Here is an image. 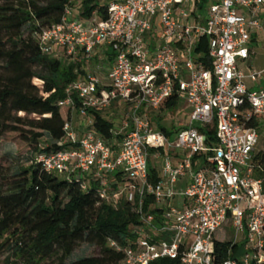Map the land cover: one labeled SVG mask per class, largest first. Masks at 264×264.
I'll return each instance as SVG.
<instances>
[{"label":"built area","instance_id":"obj_1","mask_svg":"<svg viewBox=\"0 0 264 264\" xmlns=\"http://www.w3.org/2000/svg\"><path fill=\"white\" fill-rule=\"evenodd\" d=\"M186 3L113 0L104 18L94 12L87 20L67 7L38 34L41 53L76 66L78 77L57 104L69 118L58 149L36 153L35 162L46 174L81 182L83 191L92 180L100 203L134 207L139 224L130 240L109 241L123 255L119 264H264V178L254 164L264 89L248 91L237 67L252 55L251 43L264 40V0H209L206 16L194 20ZM261 77L249 73L254 84ZM173 96L189 114L170 138L150 118ZM110 109L105 140L88 111ZM201 130L213 131L214 142ZM151 156L160 162L156 183ZM148 198L159 211L157 226L144 212ZM215 243L227 245L225 257Z\"/></svg>","mask_w":264,"mask_h":264},{"label":"trees","instance_id":"obj_2","mask_svg":"<svg viewBox=\"0 0 264 264\" xmlns=\"http://www.w3.org/2000/svg\"><path fill=\"white\" fill-rule=\"evenodd\" d=\"M67 7L78 12L80 20L94 12L105 17L106 7L98 6L96 0H0V138L15 135L33 153V165L3 177L0 187V255L11 252L14 261L10 264H45L50 259L67 264L80 243L94 246L98 255L69 264H119L123 255L112 250L109 241L125 245L130 228L139 224L130 204L121 200L113 208L100 203L92 180L83 191L81 182L46 174L35 162L36 153L58 149L69 118L57 104L78 77L76 66L43 55L37 42L42 30L60 22ZM179 101L177 96L165 100L155 116L176 108ZM88 113L97 134L110 140L112 124L104 118L105 112ZM201 132L214 142L213 131ZM45 137L49 144H44ZM254 164L258 177L264 178V152L254 156ZM158 169L149 166L151 183L159 180ZM152 203L151 198L145 200L144 212L155 216L157 226L159 211L150 209ZM214 249L220 259L225 257L227 245L215 243ZM151 264L178 263L158 260Z\"/></svg>","mask_w":264,"mask_h":264},{"label":"rangeland","instance_id":"obj_3","mask_svg":"<svg viewBox=\"0 0 264 264\" xmlns=\"http://www.w3.org/2000/svg\"><path fill=\"white\" fill-rule=\"evenodd\" d=\"M97 5H102V3H106V0H96ZM78 15L79 13L76 12ZM28 30L25 31L27 33ZM255 55L252 57L253 67L254 69L264 68V49L259 48V46L251 47ZM122 107V106H121ZM120 107V108H121ZM115 110V109H114ZM113 111V109L108 110L103 114H110L109 112ZM121 112L119 110H116ZM62 112L66 113L64 109ZM189 110L183 100H180L176 108L172 110H165L159 116H155V113L151 114V119L153 120V126L156 130L164 129L165 131L171 133V135H175V132L178 130L179 125L186 124L188 121ZM24 116V115H20ZM109 116V115H108ZM108 119V117H106ZM110 118V117H109ZM71 119L74 123H79V118L77 114L72 112ZM49 144V140L45 137L44 144ZM259 152H264V130L258 131V142L255 147V155ZM33 153L29 152V149L23 142L15 135H8L4 138H0V187L2 186V178H9L17 173L20 170L26 169L32 166ZM149 164L152 167L160 168V162L156 163V161L151 156L149 159ZM159 170V169H158ZM187 178H183L177 187V194H181L184 191L185 183ZM226 231L227 228H226ZM218 240L223 239L222 233H218L216 235ZM98 255V250L87 243H80L71 256L67 259L66 263H72L77 260L95 257ZM14 261V257L11 252H5L0 255V264H10ZM56 259H50L45 264H56Z\"/></svg>","mask_w":264,"mask_h":264},{"label":"crops","instance_id":"obj_4","mask_svg":"<svg viewBox=\"0 0 264 264\" xmlns=\"http://www.w3.org/2000/svg\"><path fill=\"white\" fill-rule=\"evenodd\" d=\"M111 1L113 0H106V3H102V5L100 6H104L110 3ZM186 1L187 3L184 7L186 8L187 15L191 16L193 20L196 19L198 16L199 17L206 16L207 5H208L209 0H205V3L204 2L201 3L202 0H186ZM257 45L259 46V48L264 49V40H262L259 37V39L256 42L251 43L249 48L251 49V47H254ZM251 51H252V55L250 56V58L248 60L239 61L237 63V67L244 76L243 84L245 85L246 89L250 92H255V91H260L261 89H264V68H258V70L254 69L252 57L255 55V53L253 52L252 49ZM251 71L262 73V77L258 80L257 84L252 83L249 78V73ZM261 130H264V125H261L258 127V131H261ZM173 164L176 165V161H174ZM186 184H187V181L185 185Z\"/></svg>","mask_w":264,"mask_h":264}]
</instances>
